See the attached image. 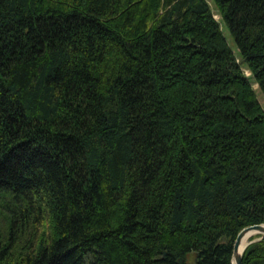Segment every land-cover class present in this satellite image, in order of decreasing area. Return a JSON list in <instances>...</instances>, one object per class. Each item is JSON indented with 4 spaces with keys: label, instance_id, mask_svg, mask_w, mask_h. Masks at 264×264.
Returning <instances> with one entry per match:
<instances>
[{
    "label": "trees",
    "instance_id": "1",
    "mask_svg": "<svg viewBox=\"0 0 264 264\" xmlns=\"http://www.w3.org/2000/svg\"><path fill=\"white\" fill-rule=\"evenodd\" d=\"M212 1L236 52L208 0H0V264H232L264 221V0Z\"/></svg>",
    "mask_w": 264,
    "mask_h": 264
},
{
    "label": "water",
    "instance_id": "2",
    "mask_svg": "<svg viewBox=\"0 0 264 264\" xmlns=\"http://www.w3.org/2000/svg\"><path fill=\"white\" fill-rule=\"evenodd\" d=\"M255 232V234H253ZM264 235V221L255 222L243 226L236 234L232 243V264H242V252L245 246L252 240L258 239ZM254 236V237H252ZM249 237L247 242L242 246L243 240Z\"/></svg>",
    "mask_w": 264,
    "mask_h": 264
},
{
    "label": "rangeland",
    "instance_id": "3",
    "mask_svg": "<svg viewBox=\"0 0 264 264\" xmlns=\"http://www.w3.org/2000/svg\"><path fill=\"white\" fill-rule=\"evenodd\" d=\"M208 1H209L210 5H211L212 11L214 13V16L219 21V23L221 25V28H222L227 40L229 41L232 49L236 52L237 51V46L234 43V40L232 39V36H231V34L229 32V29L227 28V26L223 22V20H222L221 16L219 15V13H218L213 1L212 0H208ZM244 71H245L246 74L249 75L250 72H249L248 69L244 68ZM249 79L251 81V84H252L255 92H256L258 100L260 101V103L264 107V95H263L262 91L259 89L257 82L251 77V75H249ZM192 258H193V254H189V259H192Z\"/></svg>",
    "mask_w": 264,
    "mask_h": 264
},
{
    "label": "bare ground",
    "instance_id": "4",
    "mask_svg": "<svg viewBox=\"0 0 264 264\" xmlns=\"http://www.w3.org/2000/svg\"><path fill=\"white\" fill-rule=\"evenodd\" d=\"M253 234H255V232H253ZM249 237H246L244 240H243V243H242V246L247 242Z\"/></svg>",
    "mask_w": 264,
    "mask_h": 264
}]
</instances>
